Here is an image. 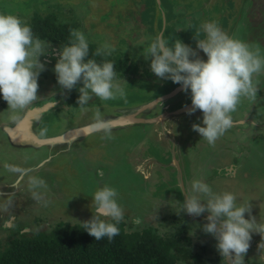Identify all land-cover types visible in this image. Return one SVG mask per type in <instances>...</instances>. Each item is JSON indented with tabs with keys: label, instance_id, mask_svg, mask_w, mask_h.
Masks as SVG:
<instances>
[{
	"label": "flooded vegetation",
	"instance_id": "1",
	"mask_svg": "<svg viewBox=\"0 0 264 264\" xmlns=\"http://www.w3.org/2000/svg\"><path fill=\"white\" fill-rule=\"evenodd\" d=\"M121 1L123 0H117L118 3H116L112 2V0H101L96 6L93 5L95 2L91 0H71V2L74 3H84L89 7L92 5L94 7L91 8V11L86 13L85 16L80 18L84 24H82L84 28H81L78 27L79 24L75 14H72V17H69V10L67 12L63 6L57 4V1L55 3L53 0H0V13L12 14L20 17L31 26L35 37L50 42L52 46L51 49H49L51 54L40 58L41 62L46 65L47 70L41 73L38 79V98L32 105L22 111H13L9 109V105L4 101L2 93H0V186L15 177L17 173L20 174L24 171H26L25 178H28L29 180V184L22 194L9 197V193L6 198L0 197V228L3 226L2 228L7 230L20 229L23 232L26 230L29 231V229H25L27 226L26 224H18L16 217H8V212L23 209L28 201H37L38 199L41 203V197L44 195L49 197L60 191L58 188L59 191L57 192L56 180L55 182L51 181V184L53 183L54 187L48 194H45L50 190L48 187H45L44 190L42 187H32L30 180L33 177L38 178L40 171L37 170L34 174H31L32 166L29 167L26 163H32L34 166L35 163H43L47 159H51L52 152H54L52 148L47 150V147L35 151L36 147H34V144L31 141L34 134L39 136V132L42 129L47 128V133H51L49 137H55L57 126L63 124L66 119L74 122L84 115V113L80 114L79 117L73 120L75 113L79 111V105L76 103L79 97L78 89L83 85L78 84L76 89L68 92L66 89H62L58 84L54 72V67L59 59L61 49L65 45H70V29L82 31L86 36L90 48L89 56L86 60L92 59V54L102 46L98 40L95 39L92 41L89 37V31L86 32V27L91 28V33L95 31L99 33L108 32L110 34L112 41L109 45L115 50L110 56L102 55L95 56L94 58L98 63L104 61L113 62L116 71V80L121 84L124 90L126 84L129 86L127 89L130 91V94L127 95L124 100L121 98L113 99L114 104H118V102L123 104V101H127V98L129 97H132V100L139 99L145 101L147 99H153V97L167 94L179 86L181 87V85L175 84L171 80H163L159 83H149L144 85L141 87V90L144 92L137 93V87L134 86V83L135 80H139L140 77L135 79V75L145 68L142 62H140L138 54L140 52L143 53L157 36L164 37L169 42V46H171L176 39H179L183 43L191 46L194 50H197L199 56L204 60H207V56L203 51L197 49V41L194 38H205V34L201 28L205 22L216 21L221 28L225 29L228 25H230V27L233 25L235 28L238 26L239 29L234 37L244 42L253 33V30L259 27L258 23H256L255 26L254 23L264 22V0H252L250 5L243 10H241L240 7L243 0H210L216 6L212 14L201 10L196 12L195 6H193L195 2L191 0H187V3H178L176 0H151V8L146 5L147 0H130L125 6L119 5ZM71 2L64 5L68 7V4H71ZM105 7H108L109 10L113 12V16L111 15V17H108L107 21H101L98 16L95 17V14L99 15V13H95L94 9H103L102 13L104 14L108 11V8ZM79 8L83 9L84 6ZM149 11H153L155 14L148 15ZM84 19H86V21ZM149 19L152 21H149ZM130 30L132 31L131 40H127V37L130 36ZM259 33L260 31L257 33V36H255L261 39V42H254L253 48L258 46L261 50V54H263L264 35L263 32H261V36ZM123 44H126V46H123ZM133 48L138 49L133 55H130L129 51L133 50ZM131 79L134 81H131ZM128 80L129 83L130 81L133 82L132 85L127 82ZM258 87L259 92L257 98L254 101L246 98L242 100L237 110L231 114L233 117V126L227 130L214 145H210L197 132L192 130V125L194 123L202 122L203 113L201 111L191 116L185 114L175 120H167L163 129L159 128L157 130L152 126H137L130 129L133 132L146 134V129L150 128V134L152 136L150 137L153 138V140L149 143L153 145V148L156 147L155 145L166 148L167 153L171 155L169 163L166 165L158 164L153 158H143L142 156H135L134 154H132L130 158L132 163H134L135 172L145 181L152 184V186L147 189V196L150 198H158H155V203L157 205V210H159L158 215L160 221H158L154 227L152 226V229H154L156 234H158V232H164L165 230L163 227L169 222L168 225L171 226V228L166 229V236L161 234L158 235L161 237L174 236V238L178 239L184 238L182 240L188 242L192 250L194 249V240H196V244L204 242V244H206V237L212 236L211 234L204 233L202 230L204 237L202 238V234H199L198 231H194V229L199 230L197 225L203 226L207 223V212L199 217H193L182 211L185 192H191V182L196 178V176H192V174L190 176L187 175V177L184 176L182 163L185 159H188L189 162L190 160H193L195 163H189V168H194L195 171H197L195 166H198V171L200 173L205 171L206 175H200L201 178L199 179L209 183L212 179L222 180L237 177L238 171L242 166L240 163L253 156L254 153L258 151H262V155L259 157L264 160L263 80L260 81ZM146 88L152 90V92H149L150 96H146ZM154 88H156V95L153 94ZM62 95L66 97V99L63 100L64 106L60 108L56 107L55 110L50 111L42 120L38 128L34 121L33 123H29L30 130L21 132L20 135L8 136L3 132L2 128L9 130L18 129L17 127L21 118L33 109L34 106H39L46 101L57 102V99ZM92 107L100 108L104 107V105L102 102H98L94 103ZM69 109H71L73 113L72 118H68L67 115L54 116L57 113ZM13 115L17 117V120H12ZM201 126H203L202 123ZM128 132L130 131L128 130ZM157 136H160V141H158ZM12 139H24V141L16 142ZM203 149L209 150V155L207 157H202ZM55 161L56 160H53L52 162L51 160L50 163H57ZM156 167H160V169L162 168L163 171L156 170ZM164 169L170 170L171 174H174L176 183H171L175 189L174 193L159 192L162 184H160L161 187H159V185H157V180L153 179L156 175H162L163 177L166 176L165 178L167 179L170 178L169 173L167 171L165 172ZM178 170L181 172L180 175ZM99 172L100 170L98 173ZM154 173L156 175H154ZM100 174L101 176L99 175V178L103 175L101 172ZM168 181L170 180L168 179ZM159 183L162 182L158 181V184ZM177 190H179L180 198H177L178 195L175 193ZM13 193H15V191L11 194ZM61 194L62 193H60V195ZM66 200H70V198H66ZM77 200L78 199L70 201L76 202ZM150 200L152 201V199ZM42 204L46 203L42 201ZM70 207H72V204H70ZM123 212L125 213L124 208ZM133 213L137 214L135 211L130 210L128 216H124L123 219L131 222V216ZM147 214L149 215V213ZM252 215L257 216L255 213ZM135 217L138 216L136 215ZM167 218L170 219L168 220ZM144 221L145 218L141 219L138 217L136 222H139L142 225ZM55 222L54 226L49 228H55L57 221ZM35 223L37 224L39 222L35 221ZM39 225L46 226V223L41 221ZM158 225L159 228L157 227ZM191 233H193L194 236H192ZM192 237L197 239H192ZM212 242V247H209V245L197 246L199 251H193L202 254L207 261L215 264L216 261H223V258L215 249L218 243L217 240H212ZM252 248H249L245 257H254ZM245 261H247V258H245ZM251 263L257 264L255 262Z\"/></svg>",
	"mask_w": 264,
	"mask_h": 264
},
{
	"label": "clouds",
	"instance_id": "2",
	"mask_svg": "<svg viewBox=\"0 0 264 264\" xmlns=\"http://www.w3.org/2000/svg\"><path fill=\"white\" fill-rule=\"evenodd\" d=\"M205 38L197 39V49L207 56L204 60L197 50L176 39L171 46L162 36H157L145 49L144 58L151 59L150 70L162 80H171L191 93L192 107L185 105L189 116L197 110L203 113L201 123H194L197 132L210 145L233 126L232 113L243 99L254 101L259 92L255 77L264 73V56L257 46L230 36L218 22H205L202 26ZM198 35V34H197ZM70 45H65L57 60L54 72L62 89L71 92L79 87L76 103L81 113L91 110L90 101L123 99L124 88L116 80L114 63H98L95 56H110L115 50L105 43L98 48L92 59L89 43L82 31L70 29ZM50 42L34 36L26 21L12 14L0 13V93L13 111L24 110L38 98V79L46 65L42 56L50 55ZM126 82V81H125ZM12 120H17L15 115ZM93 131L103 132L112 138L110 121L104 119L97 108L94 113ZM47 128L39 132L44 137ZM32 187H46L45 181L37 177L30 180ZM95 205L93 216L83 222L88 235L99 241L105 237L111 242L120 234L117 225L123 220L124 212L118 203V191L108 185L98 189L92 198ZM251 203H237L231 192L217 193L203 180H194L191 192H185L182 211L193 217L208 213L207 223L202 230L217 240V251L226 264H245L252 234L264 240V222L252 215ZM248 215V219L245 218ZM109 221H114L109 222ZM264 246L262 242L259 247Z\"/></svg>",
	"mask_w": 264,
	"mask_h": 264
},
{
	"label": "rangeland",
	"instance_id": "3",
	"mask_svg": "<svg viewBox=\"0 0 264 264\" xmlns=\"http://www.w3.org/2000/svg\"><path fill=\"white\" fill-rule=\"evenodd\" d=\"M58 5L63 6L68 14L69 17H72V14H75V17L78 20V27H83V23L80 18L86 15V13L91 11V8H94L93 5H98L101 0H91L95 3L89 7L87 4L84 3H74L71 2V0H53V2ZM195 2L193 6H195V11H206L207 13L212 14L214 9L216 8L215 4L211 2L210 0H191ZM71 2V4L67 3ZM112 2H117V0H112ZM111 2V3H112ZM130 0H123L119 3V5L125 6ZM178 3L186 2L187 0H176ZM211 6H210V5ZM57 5V7H58ZM84 6V8H79L81 6ZM146 5L151 8V0H147ZM79 6V7H78ZM107 6V5H105ZM153 7V6H152ZM108 8V7H105ZM82 9V10H81ZM80 10V11H79ZM103 10V9H102ZM102 10L94 9L95 13H99V15L95 14V17H99L101 21H107L108 17L113 16V12L109 10L106 13H102ZM99 11V12H98ZM79 12V13H78ZM159 13V12H158ZM155 12L149 11L148 15H154ZM156 17V16H155ZM94 18V17H93ZM150 18V16H149ZM74 20V18H73ZM86 21V19H84ZM149 21H152L149 19ZM258 23L259 27L258 29L261 30L262 26L261 22H255V24ZM83 24V25H82ZM150 24V22H149ZM119 25V24H117ZM86 27V26H85ZM84 28V27H83ZM91 28L86 27V32L89 31V37L94 41L95 39L99 41L101 45H104L105 43L110 44L112 39L108 32H90ZM131 34L132 31L130 30V36L127 37V40H131ZM261 32L259 35L261 36ZM125 35V34H122ZM128 35V33H127ZM126 46V44H123V46ZM138 48H133V50L129 51L130 55H133L135 51ZM140 57V62L145 66V68L138 72L137 75H135V79L139 78V80H135L134 86L137 87V93L144 92L141 90V87L144 85H147L149 83H159L160 81H163L159 77H156L150 70V64L151 59L146 60L144 58L145 50L143 53L138 54ZM143 66V67H144ZM132 78V77H131ZM131 81H134L131 79ZM129 83V80L127 81L129 84L132 85L133 82ZM128 84V85H129ZM127 84L125 88L126 96L129 95L130 91L127 89ZM140 89H139V88ZM156 88H154L153 94L156 95ZM149 92H152L150 88H146V96H150ZM78 95H80L78 93ZM154 95V96H155ZM126 96L123 98V100L126 98ZM132 97L127 98V101H123V104L115 103L114 100H107V101H101L98 98H93L92 101H90V107L91 112L95 111L96 108L92 107L94 103L102 102L104 108L101 113L103 112H111L116 111L117 108H125L129 107L130 105H138L139 103H142L143 100L139 99H131ZM142 98V97H137ZM128 102V103H127ZM125 103V104H124ZM81 113L78 111L75 113V117L73 120H75L77 117L80 116ZM61 115H67L68 118H72V111L71 109L67 111H63L60 113L55 114L54 116H61ZM81 120V119H80ZM71 123H74L73 121H70L66 119L63 124L57 126L55 130V135L59 133V131L66 130ZM157 129V128H156ZM68 130V129H67ZM158 130V129H157ZM51 133H47L45 136H49ZM53 135V134H52ZM150 128L146 129V134H141L137 132H123V133H112V138L105 137V134L92 136L91 138L85 140L82 142V144L78 145L77 148L81 147L77 152H75L71 158H60L56 159L55 162L57 163H48L46 168L44 169H38L39 172V179H42L45 181L46 188L50 189L47 193L51 192V189L54 187L52 182H57V192L60 191L54 195L46 197L44 195L41 197V203L38 201H28L26 202V205L23 209L16 210V211H9L8 217H16L18 224L21 225H27L25 229H29L31 233L40 232L43 234H47L51 228L54 226V224L57 222L60 223H67L71 225H81L83 226V222L88 221L92 218L93 212L95 210V205L93 203V196L94 193L102 188L105 185H108L110 187H114L118 191V203L122 207V209H125L124 216H128L129 211L133 210L137 214H132L131 216V222L122 220L117 227H120L121 229H124L129 234H137L138 232H142L145 229H147L150 233L151 231L154 232V229H152V226L154 227L158 221H160L159 218V210H157V205L155 203V198L148 197L147 196V189L150 187L151 183H148L145 181L139 174H137L134 170V163L130 160L131 155L134 154L135 156H142L153 158L157 161L160 165H166L169 163V159L171 155L167 153L166 148L155 145L156 147L153 148V145L149 142L153 140V138L150 137ZM155 137V136H154ZM160 136H157L158 141H160ZM101 138V139H99ZM88 146V147H87ZM185 149V148H184ZM209 155L208 149H203L202 157H207ZM262 155V151H258L254 153L253 156L245 159L243 162L240 163L241 168L238 171V176L235 178H227L222 180L212 179V181H209V185L211 186L212 190L217 193H223V192H231L236 195L237 197V203H251L253 205L252 214H256L257 220L260 222H264V160H262L259 156ZM189 163L194 164L195 162L193 160L185 159L183 160L182 166L184 168V176L187 177V175L196 176L194 180H200V175L205 176L206 172L202 171L201 173L198 171V166H195L196 170L191 167L189 168ZM37 164V163H35ZM27 166L30 167L32 163H27ZM37 168V166H35ZM103 174L101 178L98 176L100 172ZM156 170L163 169L160 167H156ZM165 170V169H164ZM169 173L170 178H168L170 181H168L167 178L163 177L162 175L157 176L155 173L153 179L157 180V185L161 187L160 184H162V187L160 188L159 192H172L174 193V186L171 185V183H176V179L174 178V174H171L170 170H165V172ZM179 171V170H178ZM42 174V175H41ZM181 172L179 171V175ZM45 175V176H44ZM152 179V180H153ZM193 180V181H194ZM158 181H161L162 183L158 184ZM180 181V179H179ZM192 181V182H193ZM155 182V181H152ZM181 182V181H180ZM191 182V183H192ZM181 186V184H180ZM43 190L45 187H42ZM59 188V189H58ZM42 190V191H43ZM60 193H62L60 195ZM178 197L180 198L179 190L175 192ZM43 195V194H42ZM41 195V196H42ZM39 197V196H38ZM66 198H70V200H76V202L66 200ZM57 199V200H55ZM152 199V201L150 200ZM158 199V198H156ZM66 200V201H65ZM42 201H44L46 204H42ZM33 202V203H32ZM56 202V203H54ZM48 203V205H47ZM70 204H72V207H70ZM149 213V215L147 213ZM131 214V213H130ZM134 215V216H133ZM141 219L145 218V221L142 223V225L139 222H136L138 220V217ZM245 218L248 219V215L245 214ZM168 220L170 218H167ZM39 222V223H35ZM41 221H44L46 223V226L39 225ZM53 221V222H52ZM52 222V223H51ZM113 222L114 221H109ZM136 222V223H134ZM169 222H167L164 225V232H158V234H161L163 236H166V229L171 228V226L168 225ZM5 225V224H3ZM199 230V234H202L201 237H203L202 228L203 226L197 225ZM3 227V226H2ZM159 228V225L157 226ZM144 229V230H143ZM142 230V231H141ZM9 233H15V231H10L8 233H5L4 231L0 230V240L2 237H5L4 239H7L10 237ZM155 233V232H154ZM192 236L193 233H191ZM44 236V235H42ZM166 238V237H165ZM168 238V237H167ZM166 238V239H167ZM184 239V238H182ZM192 239H197L195 237H192ZM206 244L204 243H198L196 244V240H194V246L193 250L199 251L197 246H204L209 245V247H212V240H216L213 236L206 237ZM167 241V240H166ZM264 242L262 240V237L259 234H252V241L250 243V248H252L253 255H250L252 257L247 258V261H245V264H253L251 262H255L257 264H264V246L259 247V245ZM187 246H189L188 242H185ZM210 249V248H208ZM217 250V248H215ZM176 251V250H175ZM174 251V253H175ZM180 253H182L180 251ZM178 256V253H177ZM244 258V259H245ZM251 262H250V261ZM184 261V259H182ZM188 261V260H187ZM186 261V262H187ZM247 262V263H246ZM249 262V263H248Z\"/></svg>",
	"mask_w": 264,
	"mask_h": 264
},
{
	"label": "trees",
	"instance_id": "4",
	"mask_svg": "<svg viewBox=\"0 0 264 264\" xmlns=\"http://www.w3.org/2000/svg\"><path fill=\"white\" fill-rule=\"evenodd\" d=\"M118 228L120 234L109 242L107 237L95 241L81 225L60 222L47 234L1 227L15 233L0 240V264H212L182 239Z\"/></svg>",
	"mask_w": 264,
	"mask_h": 264
},
{
	"label": "water",
	"instance_id": "5",
	"mask_svg": "<svg viewBox=\"0 0 264 264\" xmlns=\"http://www.w3.org/2000/svg\"><path fill=\"white\" fill-rule=\"evenodd\" d=\"M251 1L252 0H243V3L241 2L240 6L241 10L248 7ZM261 25L264 26V22H261ZM221 29L230 36L234 37L239 28L238 26L235 28L233 25L231 27L228 25L226 26V29ZM259 31L263 32L264 35V27H262L261 30L255 28L253 33L246 39L245 42L252 45L253 47L254 42H261V39L256 37ZM261 55L264 56V52ZM255 80L259 82L258 84H260V81H264V73H261L259 76L255 77ZM64 95L57 99V102L46 101L39 106H34L33 109H31L25 114V116L21 118L17 127L18 129L9 130L2 128L3 132L8 136L20 135L21 132H24L28 129L30 130L29 123H33L34 121L36 122V126L38 128L42 120L48 115L50 111L55 110L56 107L60 108L64 106L63 100L66 99ZM190 96V90L188 93H185L182 90V86H179L167 94H163L159 97H153V99L150 100L147 99L138 105L117 108L114 112H103L101 114L104 119L110 121L112 133H123L125 131L128 132V130L133 132L130 129H133L137 126H152L153 128L163 129L167 120H175L187 114L185 105H187L188 108L192 107ZM98 109L101 112L104 108L100 107ZM197 112L200 111L197 110L195 113ZM94 113L95 111L91 112V110L87 113H84V115L80 117L81 120L78 119L74 121V123L69 125L67 128L68 130L62 129L59 131V133H57V136L55 135V137H49L48 135L41 137L37 136V134H34V137L31 138V141L34 144V147H36L35 151L42 149L43 147H47V150L52 148L54 152H52L51 159H47L40 164H35L37 168L33 164L30 165V167L32 166L31 174H34L38 169H45L51 160L53 162V160L60 158H71L75 152L82 150L80 149L81 147L77 148V146L82 144L83 141L91 138L92 136L99 134L103 135V132L93 131L90 127V125L94 122ZM12 140L16 142H22L21 140ZM25 176L26 171L21 172L20 174L17 173L15 177L2 184L0 186V197L6 198L9 193V197L12 195L22 194L29 184V180L28 178H25ZM150 186H152V184H150ZM14 191L15 193L11 194ZM2 203L5 204L4 202Z\"/></svg>",
	"mask_w": 264,
	"mask_h": 264
},
{
	"label": "crops",
	"instance_id": "6",
	"mask_svg": "<svg viewBox=\"0 0 264 264\" xmlns=\"http://www.w3.org/2000/svg\"><path fill=\"white\" fill-rule=\"evenodd\" d=\"M28 131H29V129H28ZM22 142L24 141V139H20Z\"/></svg>",
	"mask_w": 264,
	"mask_h": 264
}]
</instances>
